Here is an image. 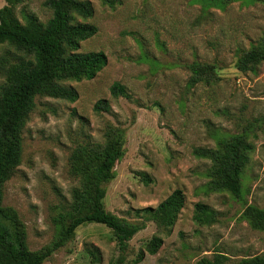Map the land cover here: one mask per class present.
I'll list each match as a JSON object with an SVG mask.
<instances>
[{
	"label": "rangeland",
	"instance_id": "obj_1",
	"mask_svg": "<svg viewBox=\"0 0 264 264\" xmlns=\"http://www.w3.org/2000/svg\"><path fill=\"white\" fill-rule=\"evenodd\" d=\"M88 17L74 22L96 33L67 46L66 55L101 53L91 77L63 78L75 101L37 95L21 132L18 157L2 187L0 236L16 245L19 234L30 250L52 243L56 218L72 201L82 178L71 172L70 156L82 143H102L107 125L120 130L123 156L105 184L106 210L130 221L155 207L175 189L184 206L174 226L147 222L124 254L131 262L153 236L163 238L155 254L131 264H196L226 256V263L264 254V231L244 218L247 205L264 208V61L253 71L236 67L243 50L264 39V0H85ZM48 0H10L21 23L46 25ZM0 0V8L7 4ZM7 42H0V88L5 82ZM208 63L209 80H196L192 67ZM119 82L128 96L113 98ZM105 99L110 111L96 110ZM243 135L252 144L234 196L213 185L209 151ZM196 204L206 213L199 216ZM112 232L103 224L79 225L64 246L42 264H118Z\"/></svg>",
	"mask_w": 264,
	"mask_h": 264
},
{
	"label": "trees",
	"instance_id": "obj_2",
	"mask_svg": "<svg viewBox=\"0 0 264 264\" xmlns=\"http://www.w3.org/2000/svg\"><path fill=\"white\" fill-rule=\"evenodd\" d=\"M8 3L0 8V42H7L12 51L6 52L5 82L0 88V213L2 187L11 177L18 157L16 149L21 143V132L37 95L75 101L77 92L59 83L70 77H91L95 63H103L101 53L66 55V47H77L80 41L93 36L97 28L91 24L74 22V16L88 17L92 7L85 0H48L51 18L42 25L35 18L21 23ZM264 61V39L238 57L236 67L243 72L253 71ZM196 80H209L213 66L197 63L192 68ZM113 98L128 96L126 87L114 82L110 87ZM94 108L110 111L105 99L98 100ZM123 138L119 129L107 125L102 143L79 144L70 156L71 172L82 178L80 185L72 190V201L56 218L59 231L56 239L39 250H30L26 238L19 234L16 245L0 236V264H42L56 250L73 237L75 229L86 222L103 224L114 237L119 257L118 264L138 263L145 253L155 254L163 238L153 235L131 262H125L124 254L134 235L154 222L159 229L174 226L184 206V194L175 189L155 207L137 211L138 221H130L108 210L104 205L105 184L114 173V164L123 156ZM252 144L243 135L222 141L216 150L209 151L213 165L210 177L214 186L234 196L241 192L240 172L249 160ZM199 216L206 213L202 204H196ZM250 225L264 231V208L247 205L243 212ZM226 256L216 254L213 259L201 258L196 264H264V254L226 263Z\"/></svg>",
	"mask_w": 264,
	"mask_h": 264
}]
</instances>
